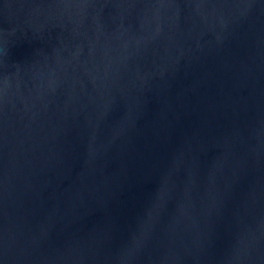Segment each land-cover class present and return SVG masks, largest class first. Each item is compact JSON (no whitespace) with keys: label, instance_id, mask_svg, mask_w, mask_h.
Here are the masks:
<instances>
[{"label":"water","instance_id":"water-1","mask_svg":"<svg viewBox=\"0 0 264 264\" xmlns=\"http://www.w3.org/2000/svg\"><path fill=\"white\" fill-rule=\"evenodd\" d=\"M0 264H264V0H0Z\"/></svg>","mask_w":264,"mask_h":264}]
</instances>
